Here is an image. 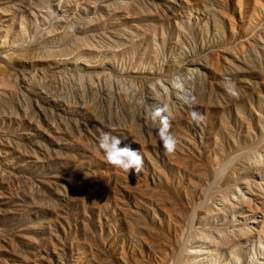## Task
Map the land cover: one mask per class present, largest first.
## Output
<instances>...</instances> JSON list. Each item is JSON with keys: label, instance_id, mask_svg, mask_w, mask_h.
<instances>
[{"label": "rangeland", "instance_id": "obj_1", "mask_svg": "<svg viewBox=\"0 0 264 264\" xmlns=\"http://www.w3.org/2000/svg\"><path fill=\"white\" fill-rule=\"evenodd\" d=\"M0 264H264V0H0Z\"/></svg>", "mask_w": 264, "mask_h": 264}, {"label": "clouds", "instance_id": "obj_2", "mask_svg": "<svg viewBox=\"0 0 264 264\" xmlns=\"http://www.w3.org/2000/svg\"><path fill=\"white\" fill-rule=\"evenodd\" d=\"M162 111V109L157 108L152 113V118L154 120L159 118L158 122L161 125L158 130L160 146L166 153H171L175 150L176 140L169 132L170 124L167 118L162 116ZM189 116L196 123L203 120V116L194 110L189 113ZM122 144L123 139L121 137L110 132H103L98 137L97 147L104 153L106 161L111 166L127 173H129V170H134L136 174L139 173L143 166V157L140 155L139 150L130 147L128 144L121 146Z\"/></svg>", "mask_w": 264, "mask_h": 264}, {"label": "bare ground", "instance_id": "obj_3", "mask_svg": "<svg viewBox=\"0 0 264 264\" xmlns=\"http://www.w3.org/2000/svg\"><path fill=\"white\" fill-rule=\"evenodd\" d=\"M118 173V172H117Z\"/></svg>", "mask_w": 264, "mask_h": 264}]
</instances>
